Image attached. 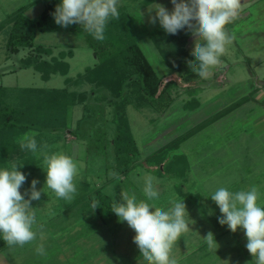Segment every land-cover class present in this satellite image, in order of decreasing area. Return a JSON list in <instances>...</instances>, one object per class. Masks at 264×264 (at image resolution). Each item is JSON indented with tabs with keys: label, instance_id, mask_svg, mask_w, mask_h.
Returning a JSON list of instances; mask_svg holds the SVG:
<instances>
[{
	"label": "rangeland",
	"instance_id": "1",
	"mask_svg": "<svg viewBox=\"0 0 264 264\" xmlns=\"http://www.w3.org/2000/svg\"><path fill=\"white\" fill-rule=\"evenodd\" d=\"M47 1L0 0V20L20 6H26L24 13L27 16L37 17ZM142 2L143 0H120L118 8H124L122 5H125V9L129 10L134 7L132 5L142 4ZM58 3L60 0H57ZM152 3L162 4L169 11L173 7L171 0H156ZM147 8L148 6L142 9L143 12L141 11L145 15H148ZM245 8L251 12L249 15L247 13L246 16L239 15L231 24H228L230 32L235 35L241 30V27L264 16V0H255ZM148 25L157 26L159 21L153 25L148 23ZM7 28L8 26L0 31V74H2L0 82L3 85H63V76L59 73L52 74L50 79L44 81L31 66L17 67L19 57L33 52L32 49L22 47L16 53H9L6 45ZM169 38L168 35L162 37V40L159 41L158 51L149 36L139 41V46L145 56L158 70L157 72L161 73L162 85L166 80L171 79L172 81L178 79L180 85L175 86L173 81L161 97L145 101L138 107L132 103L122 107L139 149L135 155L138 161L128 173L118 176L119 172L114 167L116 149L111 140L115 136L117 117L115 114L119 109L115 107L114 100L111 101L106 97L97 98L93 108L90 106L82 108L79 104L73 113L72 120H69V125L66 127L34 129L18 137V148H16L18 154L6 162L0 163V168L17 163L26 155L32 158L33 166L19 169L27 177L20 191L25 194V191L30 188L31 181L37 180L36 188L41 189V198L38 201H31L33 207L31 211L35 212L36 220L38 224L43 225V228L37 232L36 240L23 247H9L0 238V264H147L133 241L134 230L126 222L118 221L116 215L113 219L103 223L100 218L96 217L97 212L92 209L91 205L82 201L76 204V207L65 210L64 204L69 202L58 198L51 189L44 185L46 173L42 169V157L39 151L32 153L27 149L20 148V143L25 135L35 134L34 138L37 141L38 149L47 145L45 151L62 152L73 158L78 167L74 177V184L77 188L74 199L82 193L101 187L102 191L109 194L111 198L114 192L113 198L116 200L120 199V192H128L130 195L135 194L138 201L144 200L165 210L170 206V199L182 200L189 216L186 217L189 220V230L181 235L172 249L178 245H184V248L190 251L186 261L194 260L199 256L198 250L193 251L196 247L193 240L198 239V232L201 229L214 232L216 228L221 230L220 228L225 226L218 223L217 217L222 214L209 197L210 193L219 187H226L229 191L235 192L256 186L260 192L257 204L259 206L264 204V128L255 127L250 116L251 113L256 112L259 115L263 112L264 102H255L254 100L241 104L240 108L222 116L220 120L192 133L175 150L167 154L164 162L175 153H186L191 159L192 164L186 171L188 181H181L180 177L170 173L158 176L150 170L155 166L148 164L143 158L166 141L190 128L201 116V113H186L184 99L188 95L190 99L193 94L198 93V87L202 89L200 85L204 82H202V78L197 77L198 75L194 79L192 73L186 70V66H178L179 71L176 73H167L170 64H173L175 59L182 62L179 57L182 53L178 51L176 52L178 58H172L171 62H167L169 60L167 55L163 56L162 51L171 52L178 46L175 37H171V40ZM194 39L189 44L190 48L193 47ZM35 42L73 48L74 55L69 59L70 71L68 75L71 76L83 72L80 70L85 65H92L96 60L92 49L85 44L79 34L43 30L36 33ZM232 45L231 42L226 47L230 48ZM239 45L240 47L238 46L236 49L233 46V49H230L235 52H245V47H242L241 43ZM259 54H256L255 57ZM42 56L50 58L51 55L42 53ZM245 57L242 55L244 61ZM247 66L248 63L245 68ZM251 66L260 76L259 80H264V62L256 61ZM13 67L16 69L9 70ZM198 78L199 80H197ZM193 80H197L199 84L192 82ZM192 84L194 86H191ZM89 85L82 83L79 88L77 85L70 86L76 87L78 90H86L89 89ZM106 91L108 92V90ZM155 94L157 95L158 91ZM91 101L94 102L92 99ZM249 109L252 111L249 112ZM85 114L90 115L89 119H84L83 122L81 119L78 125L75 121L76 118ZM102 129L103 132L100 131ZM146 175L155 178V187L159 193L158 199L150 201L144 196L143 178ZM196 189L200 192L199 196H189L188 194L184 196V199L179 198L181 197V194L178 195L179 191L188 193L189 190L193 192ZM25 199H28L27 195H25ZM215 241L218 247L215 251L210 250L211 254L216 255L221 249L229 253L234 250L235 238L229 231L220 235L219 240L216 238ZM40 244H43L45 248L44 255L37 254L36 248ZM236 250L238 252V249ZM229 257L233 258V256ZM183 260H179L176 264H184Z\"/></svg>",
	"mask_w": 264,
	"mask_h": 264
},
{
	"label": "clouds",
	"instance_id": "2",
	"mask_svg": "<svg viewBox=\"0 0 264 264\" xmlns=\"http://www.w3.org/2000/svg\"><path fill=\"white\" fill-rule=\"evenodd\" d=\"M120 0H60L52 13L54 22L67 28L80 24L97 41L105 39V28L110 18L119 19ZM169 11L164 5H148L149 23L159 21L166 33L175 35L179 30L189 29L195 39L188 61L191 70L203 79H210L212 69L221 64L220 57L232 37L225 26L234 21L241 10V0H171ZM34 135H25L20 143L21 149L32 153L39 151L42 169L46 173L45 184L58 198L71 202L77 193L74 177L78 167L73 158L62 152H48L47 145L38 149ZM23 163H11L0 168V238L9 247L31 243L43 225L38 224L31 201L40 200L41 189L36 188L37 180L31 181L30 188L22 194L20 189L27 177L19 169ZM115 175V173H113ZM143 193L148 200L159 198L155 178H143ZM25 195L28 199H25ZM112 193V198L114 197ZM260 192L256 186L248 190L229 191L219 187L209 197L218 206V223L227 225L235 233L242 229L246 237L245 247L255 258L256 264H264V207L257 204ZM98 201L91 205L94 210ZM111 211L118 221H123L134 230L133 241L147 264H176L171 252L174 244L183 233L189 230L188 212L182 200L170 199L167 210L137 200L135 194L120 192V199L113 198ZM204 240L210 250L218 247L214 235L209 231ZM37 254L44 255L45 248L40 244Z\"/></svg>",
	"mask_w": 264,
	"mask_h": 264
},
{
	"label": "trees",
	"instance_id": "3",
	"mask_svg": "<svg viewBox=\"0 0 264 264\" xmlns=\"http://www.w3.org/2000/svg\"><path fill=\"white\" fill-rule=\"evenodd\" d=\"M56 5L57 0H48L37 17L27 16L24 13L26 6H20L7 13L0 20V31L8 26L6 29V45L9 53H16L22 47L32 49L33 53L30 52L20 58V66H31L40 73L41 78L47 79L52 72L58 71L62 74L67 72L69 63L63 58L67 54L71 55L72 50H60L59 55H51L50 58H45L42 53H51L52 46L36 43V33L43 30H58L79 34L85 44L92 49L97 60L93 65H86L83 72H79L74 77L66 76L64 80L66 83L87 81L92 83V85L89 88L90 90H78L69 88L68 85L9 86L0 82V163L6 162L18 154L16 153V148H18L17 139L25 132L44 128L56 129L69 125L70 107L79 101H83L86 96L94 91L96 92V99L102 96L111 101L114 100L115 107L119 109L115 114L117 116L115 136L111 141L116 149V164L114 167L119 172L118 176H123L138 161L135 155L139 152V149L122 107L128 103L138 107L144 104L145 101L161 97L173 81L166 80L162 85V75L157 74L141 50L137 42L138 34L135 25L128 11L124 8H118L119 19H109L105 28V39L97 41L79 24H71L67 28L57 25L52 15ZM163 31L160 26L157 30L150 31V35L156 39L157 36H160L159 32ZM169 36L174 35L170 34ZM182 43H184V39ZM162 52L166 56L164 54L166 51ZM184 52L179 56L182 62L186 59ZM188 53L190 54V52ZM190 59L187 56V60L189 61ZM157 91L158 94L156 95ZM239 102L241 100L232 102L145 155L143 158L148 164L155 166L150 170L157 175L170 173L185 179L186 171L189 168L186 155L184 153H175L169 160L164 162L163 160L167 154L175 150L192 133L201 129L218 115L226 112ZM95 104L92 103L90 105V103L85 102L84 106L85 108L86 106L93 108ZM85 116L87 115H82L77 120L78 125L81 119L86 118ZM88 117L86 119H89ZM100 131L103 132V129ZM20 162L23 163L20 169H27L33 166L32 158L28 155L17 163ZM80 201L89 205H92L94 201H98L99 206L94 210L97 212L96 217L100 218L103 223L108 222L115 216L110 209L113 200L109 194L102 191L101 187L82 193L72 202L65 203V210L76 207V204Z\"/></svg>",
	"mask_w": 264,
	"mask_h": 264
},
{
	"label": "crops",
	"instance_id": "4",
	"mask_svg": "<svg viewBox=\"0 0 264 264\" xmlns=\"http://www.w3.org/2000/svg\"><path fill=\"white\" fill-rule=\"evenodd\" d=\"M154 1H156V0H143L142 4L132 5L134 7H132L131 9H129L127 11H128V13H129L134 25H135V29H136L137 34H138V40H137L138 44H139V41L141 39L145 38L146 36H149V38L151 39V42L153 43L154 47L158 51V48H160L159 41H161L162 37H164L165 35L169 36L170 34L166 33L165 31H163L161 33L159 32L160 36H157L156 39L151 37V35H150V31L157 30L160 27V24L157 26H149L148 25V23H149L148 15H145L144 13H142L143 12L142 9L144 7H147L149 4H151ZM254 1L255 0H241V10L239 12V15L246 16V13H247V15H249L251 12L247 11L245 7L247 5H250V3L254 2ZM128 6H129V4H128ZM122 7H124V9L126 8L125 5H122ZM225 29H226L227 33L232 37L231 42L233 44L232 45L233 48L236 49L238 46L240 47L239 43H241L242 44L241 46L245 47L246 51L245 52H241V51L235 52L234 50L230 49V48H232V46H230V48L226 47L225 53L220 57L221 64L219 66H216L215 68H213L211 70L212 71L211 78L210 79H203V78L201 79L202 82H204V84L200 85L202 87V89L200 87H198V93H196V94L192 93L193 96L190 99L188 97L189 95L185 97V99H184L185 102L184 101L183 102H184V106H185L184 108L186 109V113L187 112H192V113L194 112L196 114L201 113L200 114L201 116L198 117V120L195 123H193V125L196 124L197 122L213 115L218 110L226 107L227 105H229L232 102L237 101V100H241V102H239L237 105L233 106L232 108H230L226 112L218 115L214 120H212L211 122L206 124L204 127L208 126L210 123H212L216 120H220L222 118V116L232 112L234 109L236 110V109L240 108L239 106L241 104L247 102V101H254L255 100V102L256 101L264 102V85H262L259 82L260 76L256 73V71L251 66L254 63H256V61L258 63L264 62V16L259 17V19L253 21L251 24H248L247 26L241 27V30L238 33H236V35L233 34L232 32H230L231 29L229 28L228 24L225 26ZM169 37L170 38L175 37V39L178 41V46H177L178 50H177V48H174V50H172L171 52L166 51L164 53L165 55H167L169 57V60L167 62H171L170 60L172 58L177 57V55H176L177 51L181 52L182 54L185 51L184 53L186 55V59L184 62H181V63H180V61H177L176 59H175V62L173 64L169 63L170 68H168L167 73L168 72L171 74L176 73L177 71H179L177 69L178 66H181V67L186 66L185 67L186 70L190 71L193 75V78L195 79V76H197L198 74L195 72H194L195 74L193 73L191 68L188 66V60H187V56H189L191 58L189 61L194 59V57L188 53L192 49V48H190L189 44L195 38L194 33L191 32L189 29L185 28V29L179 30L177 32V34H175L174 36H169ZM170 38H169V40H171ZM183 39H184V43H182ZM229 45L230 44H228L227 46H229ZM51 46H52V51H51L50 55H59L60 50H68V49L72 50L71 55L67 54L63 58L66 61H68V63H69L68 70L64 74H62L58 71L52 72L47 79H43V78H41V79L45 81V80L50 79L52 74L59 73L60 75L63 76L62 77L63 85H61V86L68 85L69 88H72V89L75 88L76 89V87H72V86L77 85L79 88V85H81L82 83H88V84H90L89 86L91 87L92 83L87 82V81H84L82 83H70V82L66 83L65 82L64 78L66 76H71V75H68L69 71H70L69 59H71V57L74 55V50H73V48H66V46H63V47L58 46V45H51ZM56 48H58V49H56ZM141 50H142V48H141ZM256 54H259V55L257 57H255ZM242 55L247 57V58L245 57V59H246L245 61H244V58H242ZM20 58L21 57H19V64L17 65V67L18 66L21 67L20 66ZM96 60L93 62V64L96 62ZM246 63H248L247 68H245ZM27 67H29V66H27ZM84 67L80 71H83ZM12 69H16V68H14V67L9 68V70H12ZM155 71L157 72L158 70L155 69ZM185 73H187V72H185ZM157 74L161 75V73H159V72H157ZM1 75L2 74H0V77H1ZM39 76H40V73H39ZM74 76H76V75H74ZM74 76H71V77H74ZM179 76L181 77V75H179ZM197 77H200V76L198 75ZM197 80H199V78ZM197 80L196 81L193 80L192 82L198 83ZM173 81H174L173 84L174 85L176 84L175 86L180 85L179 84L180 81L178 79H173ZM70 85H72V86H70ZM9 86H11V85H9ZM38 86H44V85H38ZM191 86H194V85L192 84ZM202 91H204V92H202ZM95 96H96V92L92 91L91 94L86 96V98L83 101H79L76 104L72 105L69 109L70 121L72 120L73 113L76 111V107L78 108V105L81 104L82 108H85L84 103L88 102V103L92 104L91 99L94 100L93 103H96ZM251 111L252 110L249 109V112H251ZM255 113H251V115H250L251 120L255 124V127L264 128V109H263V112H261L259 115L257 113L255 114ZM80 117H82V115L77 117L75 121L80 119ZM85 117L87 118L88 116H85ZM83 121H84V119L82 120V122ZM204 127H202V128H204ZM185 155H186L187 160H188V166H191V164H192L191 159L187 156L186 153H185ZM158 176H160V175H158ZM182 180L188 181L187 178L181 179V181ZM204 191L206 192V190H204ZM182 192L183 191L178 192L179 193L178 195L181 194V197H179V198H183V199H184V196H186L188 194H189V196H199L200 195V192L198 191V189L194 190L193 192L189 190L188 193L186 191L187 194L185 192H183V193ZM201 194H203V193L201 192ZM260 206L264 207V204H262ZM220 229L221 230H217V228H216V230L214 232L211 231V232H213L214 239L218 238V240H219L220 235L227 233L228 231L235 238L234 250L233 251L231 250L230 251L231 253H229L228 251L226 252V251L221 249V250H218L216 255L211 254L210 249L208 248V246H207V244L203 238L209 232V230L201 229L198 232V234H199L198 239L193 240V241H195V245H196V247H194L193 251L195 252L196 250H198V252H199L198 258L191 260V261H186L185 259L187 258V255L190 253V251L187 248L185 249L184 245L183 246L178 245V246H176L175 249H172V252H171L172 257L175 258L176 262L184 259L182 262L184 264H240V263L241 264H256L255 258L251 256V254L247 251V249L245 247L247 240H246V237L244 236V232L242 229L238 228L235 233L231 232L228 229L227 225L221 227ZM241 246H242V248H241ZM230 248H233V247H230ZM235 248L238 249V252H236L237 250ZM248 253H249V255H248ZM228 255L233 256V258L229 257ZM192 261H193V263H192Z\"/></svg>",
	"mask_w": 264,
	"mask_h": 264
},
{
	"label": "water",
	"instance_id": "5",
	"mask_svg": "<svg viewBox=\"0 0 264 264\" xmlns=\"http://www.w3.org/2000/svg\"><path fill=\"white\" fill-rule=\"evenodd\" d=\"M259 82H260L262 85H264V80H260Z\"/></svg>",
	"mask_w": 264,
	"mask_h": 264
}]
</instances>
